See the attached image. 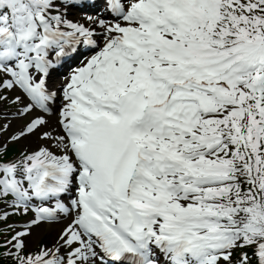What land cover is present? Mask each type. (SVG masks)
Wrapping results in <instances>:
<instances>
[{
	"label": "snow or ice",
	"instance_id": "6c2138e0",
	"mask_svg": "<svg viewBox=\"0 0 264 264\" xmlns=\"http://www.w3.org/2000/svg\"><path fill=\"white\" fill-rule=\"evenodd\" d=\"M0 264H264V0H0Z\"/></svg>",
	"mask_w": 264,
	"mask_h": 264
}]
</instances>
